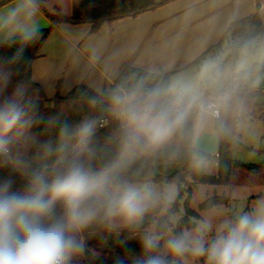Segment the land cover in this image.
Wrapping results in <instances>:
<instances>
[{"label": "trees", "instance_id": "1", "mask_svg": "<svg viewBox=\"0 0 264 264\" xmlns=\"http://www.w3.org/2000/svg\"><path fill=\"white\" fill-rule=\"evenodd\" d=\"M11 1L1 0L0 8ZM169 1L73 0L72 14L66 16L59 9L56 13L48 12L44 7L45 0H35L52 25L32 31L35 35L28 40L19 35L0 43V106L10 101L22 113L20 120L11 127L0 125V183L11 181L10 191L23 194L32 187L37 176L50 183L56 173L73 160L83 166L90 178L89 192L83 198L82 207H90L94 215L81 224L68 226L67 235L75 238L77 247L66 255L62 264H141L151 256L162 257L165 264H184L182 256L198 257L189 250L182 255L171 250L163 255L161 244L148 253L143 242L133 239L134 230L111 227L108 216L118 210L116 199L119 195L113 193V185L141 181L176 183L180 194L184 192V185L189 191L195 184L264 185V162L246 164L234 158V152L243 147L238 124L254 119L264 122V102L257 103L258 91L246 85L250 75L264 72V64L255 63L248 70L234 71L232 84L238 82L240 88L230 84L227 98H215L220 108V117L213 118V132L219 136L215 154L195 146L194 124L200 112L196 107L201 100L186 91L174 93L169 73H150L127 67L116 78L110 91L98 93L79 84L67 96L57 94L51 102L46 99L42 87L32 80V64L54 25L91 23L92 31H96L106 21L137 17ZM254 40L258 41L256 45ZM259 47H264V23L259 13H254L233 21L222 41L202 54L194 65L210 55L218 64L212 69L216 73L224 66L220 60L223 52H229V57L235 60L240 51H254ZM153 92L157 93L152 98L155 104L153 116L161 107H167L173 113H185L183 122L159 143L151 140V132L145 124L134 130L128 120L121 119V115L128 117L130 103L143 107ZM57 102L85 107L94 103V121L87 125L90 126L87 135L82 134L84 127L80 131L75 128L80 122L79 115L66 116L52 106ZM132 136L138 137V142H133ZM214 157L218 161L217 174H210L206 163ZM230 200L225 195H214L199 207L207 210L228 204ZM169 205L148 208L144 217L151 222L153 214L166 210ZM176 208L174 204L158 219L157 236L172 228L175 237H179L184 235V228L194 227L188 217L181 218L177 226H173L170 216ZM54 212L67 223L63 201H56ZM133 253L143 256L125 257Z\"/></svg>", "mask_w": 264, "mask_h": 264}, {"label": "crops", "instance_id": "2", "mask_svg": "<svg viewBox=\"0 0 264 264\" xmlns=\"http://www.w3.org/2000/svg\"><path fill=\"white\" fill-rule=\"evenodd\" d=\"M20 2L2 6L0 17ZM254 13L264 23V0H171L137 17L106 21L96 31L91 23H59L37 53L32 80L50 102L57 94L67 96L79 84L98 93L110 91L127 67L169 73L172 80L221 42L233 21ZM19 19L30 32L52 25L37 3L33 16L21 13ZM19 35L23 33L15 24L0 27V43ZM205 91L211 94L208 88ZM210 165L218 169L217 158L206 163V170Z\"/></svg>", "mask_w": 264, "mask_h": 264}, {"label": "clouds", "instance_id": "3", "mask_svg": "<svg viewBox=\"0 0 264 264\" xmlns=\"http://www.w3.org/2000/svg\"><path fill=\"white\" fill-rule=\"evenodd\" d=\"M21 13L29 18L33 16L35 0H21L6 16L0 17V27L15 24L22 31L23 39L28 40L35 33L22 24ZM156 95L150 93L143 107L130 103L127 114L133 122H144L151 132V140L159 143L183 122L185 113H173L161 107L153 116L152 98ZM21 115L14 103L5 101L0 106V125L11 127ZM81 131L87 135L90 126ZM130 139L138 142V137ZM89 185L88 174L75 160L57 172L50 183L37 176L23 194L10 191L11 181L0 183V264H62L66 255L77 247L75 238L67 235L68 226L81 224L94 215L90 207H82ZM58 200L63 201L67 223L54 212ZM116 203L119 213L129 222L140 219L147 210L140 191L130 185L121 189ZM193 243L191 250L196 255H206L207 264H264V204L252 213L240 215L235 222L225 221L220 234L207 248L203 240L193 242L187 234L170 239L167 247L182 255ZM156 247V238L145 240L146 250ZM141 264H165V261L151 256Z\"/></svg>", "mask_w": 264, "mask_h": 264}, {"label": "rangeland", "instance_id": "4", "mask_svg": "<svg viewBox=\"0 0 264 264\" xmlns=\"http://www.w3.org/2000/svg\"><path fill=\"white\" fill-rule=\"evenodd\" d=\"M44 6L53 13H56L54 7H57L62 14L71 15L73 0H46ZM257 43L258 41L254 40L253 44L256 45ZM220 60L224 62V66L216 73L212 69L218 64L208 55L202 59L200 64H196L189 71L175 75L171 80V88L173 90H178V92L186 91L195 99L201 100L196 107L200 112L194 124L197 136L201 135L204 131L213 132V118L203 109L205 103L210 100H216L215 98L225 99L229 96L227 89L232 84L234 71L248 70L255 63L264 64V47H259L254 51L242 50L235 60L229 57V52H223ZM246 85L248 88L258 91L256 101L262 104L264 102V94L261 93V88L264 87V72L250 75ZM232 86L234 88H240L241 84L234 82ZM207 88L211 95L204 97ZM217 94L219 96H216ZM93 105V102L86 107L82 105L71 106L64 102L52 103V106H56L66 116L79 115L80 122L75 126L78 131L93 123ZM121 119L123 121L128 120L129 126L134 130H139L145 124L144 122H133L125 115H121ZM238 132L241 135L243 147L234 152V158L246 164H259L264 162V122L259 119L244 120L238 124ZM147 136L149 137V135ZM211 166L208 167L207 172L217 174V168L212 170ZM126 185L133 186L140 191L142 202L146 205L147 209H155L165 203L170 204L166 210L163 209L161 212L153 214L152 221H149L144 228L134 230L133 234V239L143 243L147 238H156L157 246L161 244V254L163 255L169 253L170 249L167 247V242L175 238V234L171 228L165 234L157 236L156 223L174 204L177 208L171 214L170 222L176 227L181 218L188 217L195 225L192 229L184 228V234H187L189 240L193 242L197 239L203 240L206 248L220 234L221 227L225 221L235 222L240 215L252 213L264 204V185L257 184L244 186L195 184L192 187V191H189V187L184 185V192L180 194L179 186L176 183L141 181L113 185V193L119 194L121 189ZM94 194L92 193V195ZM214 195H225L230 197L231 200L228 204L201 210L199 207L201 203ZM136 221L129 222L125 220L118 210L110 212L108 216V224L115 229L124 228ZM224 231L226 232L227 230L225 229ZM79 234L82 237V234ZM193 246L194 243L190 244L188 250L193 252L191 250ZM151 250L153 249H148V253ZM142 256L143 254L133 253L125 257L140 258ZM197 256L195 258L182 256L183 263L207 264L206 255Z\"/></svg>", "mask_w": 264, "mask_h": 264}, {"label": "water", "instance_id": "5", "mask_svg": "<svg viewBox=\"0 0 264 264\" xmlns=\"http://www.w3.org/2000/svg\"><path fill=\"white\" fill-rule=\"evenodd\" d=\"M140 102V101H139ZM218 133L204 131L201 135L196 136L194 139L197 149L204 152L215 154L218 151ZM149 220L141 217L138 221L124 227L125 230H140L146 226Z\"/></svg>", "mask_w": 264, "mask_h": 264}, {"label": "built area", "instance_id": "6", "mask_svg": "<svg viewBox=\"0 0 264 264\" xmlns=\"http://www.w3.org/2000/svg\"><path fill=\"white\" fill-rule=\"evenodd\" d=\"M203 109L214 119L220 117V108L214 100L206 102Z\"/></svg>", "mask_w": 264, "mask_h": 264}]
</instances>
